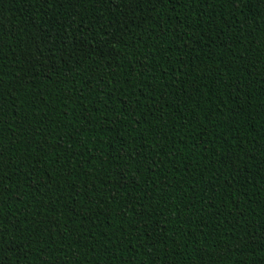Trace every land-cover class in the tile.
I'll return each instance as SVG.
<instances>
[{
    "label": "trees",
    "instance_id": "trees-1",
    "mask_svg": "<svg viewBox=\"0 0 264 264\" xmlns=\"http://www.w3.org/2000/svg\"><path fill=\"white\" fill-rule=\"evenodd\" d=\"M0 264H264V0H0Z\"/></svg>",
    "mask_w": 264,
    "mask_h": 264
}]
</instances>
